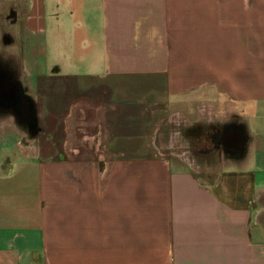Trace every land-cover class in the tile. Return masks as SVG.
<instances>
[{
  "label": "crops",
  "instance_id": "1",
  "mask_svg": "<svg viewBox=\"0 0 264 264\" xmlns=\"http://www.w3.org/2000/svg\"><path fill=\"white\" fill-rule=\"evenodd\" d=\"M4 8L0 264H264V0Z\"/></svg>",
  "mask_w": 264,
  "mask_h": 264
},
{
  "label": "flooded vegetation",
  "instance_id": "2",
  "mask_svg": "<svg viewBox=\"0 0 264 264\" xmlns=\"http://www.w3.org/2000/svg\"><path fill=\"white\" fill-rule=\"evenodd\" d=\"M3 82H5V80L4 81L2 80L1 83H3ZM19 95H20V91H19ZM7 103L8 102L0 101V107L7 106L8 105ZM21 105L28 107L29 104H28L27 101L25 102V100H24V102H21ZM22 108L24 109V107H22ZM228 132H229V130H228ZM204 138H205V145H207V147H208V145H210V146H212V148H217L218 149L219 145L222 144V136L220 134H215L214 135V134H209L208 133V134L204 135Z\"/></svg>",
  "mask_w": 264,
  "mask_h": 264
},
{
  "label": "rangeland",
  "instance_id": "3",
  "mask_svg": "<svg viewBox=\"0 0 264 264\" xmlns=\"http://www.w3.org/2000/svg\"><path fill=\"white\" fill-rule=\"evenodd\" d=\"M5 8L2 10V13L0 15V28L3 30L5 28V25L6 24H9V22H6V17H5ZM6 22V23H5ZM8 25H6V29L9 27H7ZM24 109H26V106H24ZM30 132V131H29ZM27 133V138L28 140H31V138L33 137L31 133ZM208 152H211V153H214L217 151V148H212V146L208 145L207 149H206Z\"/></svg>",
  "mask_w": 264,
  "mask_h": 264
},
{
  "label": "bare ground",
  "instance_id": "4",
  "mask_svg": "<svg viewBox=\"0 0 264 264\" xmlns=\"http://www.w3.org/2000/svg\"><path fill=\"white\" fill-rule=\"evenodd\" d=\"M239 134V133H238ZM198 141V140H197ZM203 141V140H202ZM199 143H200V141H199ZM199 148V147H198ZM202 157V156H201ZM209 158V157H208ZM209 162V161H208Z\"/></svg>",
  "mask_w": 264,
  "mask_h": 264
}]
</instances>
